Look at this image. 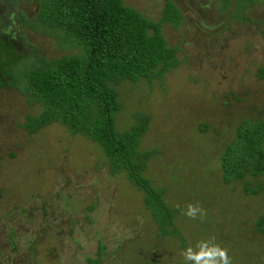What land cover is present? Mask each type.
Listing matches in <instances>:
<instances>
[{
    "label": "rangeland",
    "instance_id": "374dc122",
    "mask_svg": "<svg viewBox=\"0 0 264 264\" xmlns=\"http://www.w3.org/2000/svg\"><path fill=\"white\" fill-rule=\"evenodd\" d=\"M182 11L177 28L162 33L178 47L180 64L162 81L115 86L122 108L116 129L128 130L135 113L148 116L141 151L155 152L142 172L165 203L177 208L178 235L159 237L144 192L122 173L111 174L101 147L51 122L35 133L21 124L40 110L14 88L0 89V264H87L103 247L102 264H185L181 255L200 239L215 237L232 264H264V174L225 183L220 156L247 118L264 119V0L244 14L236 0H173ZM38 0H0V37L47 59L76 53L56 38L17 19L32 16ZM149 19L164 0H124ZM233 11H236L234 13ZM244 15V18L239 16ZM247 17V18H246ZM24 37V38H23ZM204 124V127H201ZM203 220L183 215L189 204Z\"/></svg>",
    "mask_w": 264,
    "mask_h": 264
},
{
    "label": "trees",
    "instance_id": "16d2710c",
    "mask_svg": "<svg viewBox=\"0 0 264 264\" xmlns=\"http://www.w3.org/2000/svg\"><path fill=\"white\" fill-rule=\"evenodd\" d=\"M223 1L224 6L229 2ZM37 3L32 16L19 12L17 19L78 51L47 59L35 48L23 52L15 43L0 37V89L14 88L28 105L40 110L27 115L22 128L32 134L51 122H59L71 133L96 142L108 159L110 173L123 172L144 192V203L158 227L157 235L177 236L172 225L178 209L168 206L163 190L155 189L142 173L155 152L138 147L148 116L135 113V123L119 132L115 124L122 102L115 86L141 79L162 81L169 70L180 64L178 47L168 44L162 27L168 23L177 28L182 11L173 0H164L161 16L152 20L124 0ZM252 4L253 0H236L235 8L244 14ZM257 75L264 78V65ZM220 166L225 183L240 180L247 194L262 189L260 184L251 186L248 176L264 174V119L247 118L239 123L235 137L222 151ZM256 228L264 232V213ZM103 254L100 246L95 258L87 257V264H102Z\"/></svg>",
    "mask_w": 264,
    "mask_h": 264
},
{
    "label": "clouds",
    "instance_id": "9594fccd",
    "mask_svg": "<svg viewBox=\"0 0 264 264\" xmlns=\"http://www.w3.org/2000/svg\"><path fill=\"white\" fill-rule=\"evenodd\" d=\"M183 215L192 220L197 218L203 220L207 216V211L199 204L189 203ZM181 255L185 264H232L228 248L218 243L215 237L200 239L194 245L189 244Z\"/></svg>",
    "mask_w": 264,
    "mask_h": 264
}]
</instances>
